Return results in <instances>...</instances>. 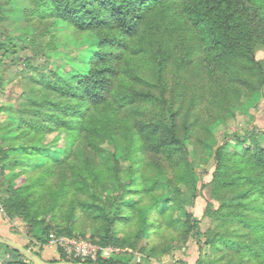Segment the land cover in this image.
<instances>
[{"label":"trees","instance_id":"trees-1","mask_svg":"<svg viewBox=\"0 0 264 264\" xmlns=\"http://www.w3.org/2000/svg\"><path fill=\"white\" fill-rule=\"evenodd\" d=\"M22 1L35 51L18 55L2 31L0 68H44L52 46L37 39L58 23L91 39L79 70L32 74L0 118V207L24 245L66 235L119 251L83 260L54 247L50 262L152 264L193 241L195 264H264V129L228 131L221 144L213 134L263 94L264 0ZM7 11L0 0V25ZM54 132L66 147L45 155ZM205 146L215 149L199 188ZM0 246L9 264H35Z\"/></svg>","mask_w":264,"mask_h":264},{"label":"rangeland","instance_id":"rangeland-1","mask_svg":"<svg viewBox=\"0 0 264 264\" xmlns=\"http://www.w3.org/2000/svg\"><path fill=\"white\" fill-rule=\"evenodd\" d=\"M1 2L6 5V9L9 11H15L12 13L7 11L9 14V22L0 25V32L5 31L8 33L7 41L16 42L18 55L24 56L25 53L31 54V52L34 54V47L36 45L31 43L33 34L31 27L29 28L31 22L34 23V20L29 22L28 18L26 19L27 16L24 10L25 3L22 0H9V2L1 0ZM36 24L39 25L38 21ZM40 27H42L41 23ZM37 41L44 46L47 44H51L52 46L51 50H44L46 53L38 56V63H42L45 66L44 68L27 70L24 61H21L20 64H12L10 61L1 63L0 118L3 120L8 115L5 109H9L12 106L15 107L23 101V92L28 88L29 77L32 74L40 73V71L48 73L50 69L55 68L60 72L67 71L69 74L79 70L82 67L81 61L86 55L85 51L87 45H90L91 39L85 33H78L77 30L68 24L58 23L46 35L45 39L38 37ZM257 55L259 58H264V48L259 49ZM31 63H34V59L31 60ZM224 123L215 125L213 129L217 144H221L224 141L228 131L234 132L235 130H241V132H244L252 127L264 129V91L256 100L248 101L243 108L236 112L234 117H230ZM45 141L48 142V149H46L45 155L55 151L56 153H53V156H59L62 153V149L66 147V138L63 133L54 132L48 134ZM109 149L111 151L115 150L113 146H110ZM214 149V147L205 146L203 153L195 159V165L200 166L197 172L199 188L203 183L204 170L209 169V162L213 156ZM120 153L119 149L118 154ZM205 196L206 191L201 190L192 206V211L198 217L203 216L207 206ZM209 224L210 221L206 219L202 223V229L205 230ZM14 229L21 234L25 232L24 229ZM171 250L168 256L164 257L161 261L153 260L152 264H174L180 260H186L189 264H195L198 257V246L193 241H190L187 246H181L180 248L177 247V243H173ZM206 253L208 254V250Z\"/></svg>","mask_w":264,"mask_h":264},{"label":"built area","instance_id":"built-area-1","mask_svg":"<svg viewBox=\"0 0 264 264\" xmlns=\"http://www.w3.org/2000/svg\"><path fill=\"white\" fill-rule=\"evenodd\" d=\"M0 210L3 212L1 207ZM47 245L62 248L69 257L75 256L83 260H96L99 257L107 258L113 252L119 251L111 246H100L84 238L69 237L66 235L51 236Z\"/></svg>","mask_w":264,"mask_h":264},{"label":"crops","instance_id":"crops-1","mask_svg":"<svg viewBox=\"0 0 264 264\" xmlns=\"http://www.w3.org/2000/svg\"><path fill=\"white\" fill-rule=\"evenodd\" d=\"M12 223H14V222H12ZM12 223L9 222L5 213L0 210V235L14 239V240L22 243L23 245L30 243L31 240L27 237L26 231L21 234V233L17 232L16 229H14V228H20L19 223H14V224H12ZM20 229H22V228H20ZM30 247L34 250L40 251L41 256L45 260H48V261L53 259V258H56L58 256L56 249L54 247L45 246V247L41 248L39 245H36L35 243H31ZM0 264H9L8 263V254L5 253V248H3L2 246H0Z\"/></svg>","mask_w":264,"mask_h":264},{"label":"water","instance_id":"water-1","mask_svg":"<svg viewBox=\"0 0 264 264\" xmlns=\"http://www.w3.org/2000/svg\"><path fill=\"white\" fill-rule=\"evenodd\" d=\"M0 243L15 248L25 258L34 262L35 264H83V263H77L73 261H57V262L47 261L42 256L34 252L32 249L27 248L22 243L14 239L5 237V236H1V235H0Z\"/></svg>","mask_w":264,"mask_h":264}]
</instances>
